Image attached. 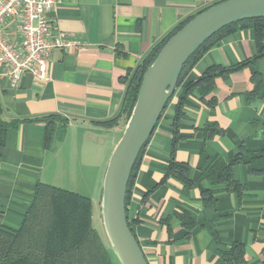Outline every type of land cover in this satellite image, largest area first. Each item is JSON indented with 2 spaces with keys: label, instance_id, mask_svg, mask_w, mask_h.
I'll return each mask as SVG.
<instances>
[{
  "label": "crops",
  "instance_id": "obj_1",
  "mask_svg": "<svg viewBox=\"0 0 264 264\" xmlns=\"http://www.w3.org/2000/svg\"><path fill=\"white\" fill-rule=\"evenodd\" d=\"M213 1L54 0L51 29L62 33L67 45L51 51L49 78L41 81L26 73L16 86L0 79L1 120L14 122L0 156V224L18 228L37 183L62 185L61 173H69L63 178L70 185L66 189L88 196L93 206L125 126L121 118L113 125L96 122L120 112L125 90L120 78L178 21ZM256 53L251 29L237 28L203 54L184 83L209 66L230 67ZM255 69L263 84L259 89H254L249 67H243L215 78L214 88L204 95V100L213 98L212 107L197 92L188 96L179 119L184 137L177 142L174 159L189 165L191 179L212 157L227 159L240 145L264 146V56L255 61ZM177 95L144 146L126 204L148 263L225 264L219 252L240 242L245 260L237 264H264V160L232 167L233 177L243 185L240 195L225 191L222 184L201 182L214 190L216 210L231 213L227 220L210 230L195 226L187 234L175 216L181 209L202 210L199 187L184 188L173 177L163 181L171 158ZM49 115H57L55 122L63 132L57 130L55 144L47 146L45 121L30 119ZM210 127L211 133L206 130ZM213 212L206 210L207 215Z\"/></svg>",
  "mask_w": 264,
  "mask_h": 264
},
{
  "label": "trees",
  "instance_id": "obj_2",
  "mask_svg": "<svg viewBox=\"0 0 264 264\" xmlns=\"http://www.w3.org/2000/svg\"><path fill=\"white\" fill-rule=\"evenodd\" d=\"M221 1L223 0H215L195 14L178 21L169 32L156 42L139 63L120 78L125 84V90L118 115L111 119L96 122L103 125H113L118 118H121L125 125L136 101L143 73L164 43L197 13ZM237 28L251 29L257 53L230 67L209 66L195 80L184 83L187 73L203 54ZM263 35L264 18L246 19L227 25L214 33L193 52L184 63L178 77L173 93L174 95L177 92L178 95L173 116L171 158L163 181L168 177H173L180 181L184 188L199 187L202 210L197 213L188 209H181L175 213V216L187 229V234L195 226L210 230L214 225L227 220L231 215L229 212L222 213L216 210L217 197L214 190L203 188L201 182L206 180L211 185L222 184L225 191L240 195L243 191V185L233 177L232 167L240 163L264 160V146L248 147L240 145L238 151L231 154L227 159L221 156L212 157L202 168L199 176L196 179H191L189 165L174 159L177 142L184 137L179 133V119L184 114V107L188 104V96L194 92H197L201 100L209 106H213V98L204 100V95L214 88V80L218 76L225 78L229 72L249 67L251 80L254 81V89L263 87L255 69V61L264 56ZM173 95L169 98L165 108ZM1 113L0 103V156L5 147L6 131L14 124L13 121H2ZM56 118L57 115H49L40 119H30L32 121H45V145L47 146L57 130L60 129L59 131L63 132V126L56 124ZM206 130L211 133L212 128H206ZM144 146L133 164L128 179L125 208L134 181L138 159ZM91 208V199L86 195L59 186L38 182L20 226L11 229L0 224V264H113L114 259L119 261L110 243L106 246L94 228ZM206 210H213L214 212L207 215ZM127 221L130 230L134 234L128 217ZM219 254L225 264L241 263L245 260V247L240 242H234L229 249L220 251Z\"/></svg>",
  "mask_w": 264,
  "mask_h": 264
},
{
  "label": "water",
  "instance_id": "obj_3",
  "mask_svg": "<svg viewBox=\"0 0 264 264\" xmlns=\"http://www.w3.org/2000/svg\"><path fill=\"white\" fill-rule=\"evenodd\" d=\"M252 18H264V0H223L214 4L176 31L145 69L136 101L103 176L102 220L120 264H149L129 228L126 188L133 164L173 95L184 63L223 27Z\"/></svg>",
  "mask_w": 264,
  "mask_h": 264
},
{
  "label": "built area",
  "instance_id": "obj_4",
  "mask_svg": "<svg viewBox=\"0 0 264 264\" xmlns=\"http://www.w3.org/2000/svg\"><path fill=\"white\" fill-rule=\"evenodd\" d=\"M54 0H0V79L16 86L29 73L41 81L49 78V55L67 45L51 29Z\"/></svg>",
  "mask_w": 264,
  "mask_h": 264
},
{
  "label": "rangeland",
  "instance_id": "obj_5",
  "mask_svg": "<svg viewBox=\"0 0 264 264\" xmlns=\"http://www.w3.org/2000/svg\"><path fill=\"white\" fill-rule=\"evenodd\" d=\"M55 139L56 138H54L52 140V143L53 144H55V141H56ZM103 149L106 150V152L109 150L108 147L103 148ZM101 150H102V148L99 147L100 155L102 156L103 155V150L102 151ZM68 175H69V173H61V174H59V176L61 178L62 185H57V186H59V187H62L63 186V188L64 187L66 188V186L67 187L70 186V185H67V183L63 179V178L66 179ZM102 184H103V181H102ZM91 213H92V224H93L94 228L98 232V234H99L101 240L103 241V243L106 246H108L109 242H108V238L106 236L105 230H104V225H103V220H102V191H101V197H100V194H98V195H96L94 197V202H93V206L91 208ZM113 264H120V263H119V261H117V260L114 259V263Z\"/></svg>",
  "mask_w": 264,
  "mask_h": 264
}]
</instances>
